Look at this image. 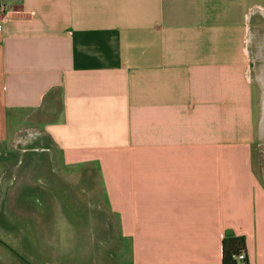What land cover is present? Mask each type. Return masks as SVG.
I'll use <instances>...</instances> for the list:
<instances>
[{
	"label": "crops",
	"instance_id": "crops-1",
	"mask_svg": "<svg viewBox=\"0 0 264 264\" xmlns=\"http://www.w3.org/2000/svg\"><path fill=\"white\" fill-rule=\"evenodd\" d=\"M0 2V143L14 141V166L37 171L34 186L69 194L48 201L64 230L85 232L69 219L84 204L119 264H222L226 235L244 236L248 264H264L251 75L264 0ZM29 120L30 146L17 147ZM38 217L31 228L49 235Z\"/></svg>",
	"mask_w": 264,
	"mask_h": 264
},
{
	"label": "rangeland",
	"instance_id": "rangeland-1",
	"mask_svg": "<svg viewBox=\"0 0 264 264\" xmlns=\"http://www.w3.org/2000/svg\"><path fill=\"white\" fill-rule=\"evenodd\" d=\"M254 50L257 54L252 55L255 65L251 69V75L261 85V101L255 128V139L253 141L255 152L253 153L262 170V180L264 181V54L262 57V51L259 53L257 49ZM34 115L39 119L46 118V115L42 116L37 113H34ZM32 127L33 124L29 120L25 123V127L15 134L18 137H26L23 140L25 142H19L17 147L30 146L31 134L35 132ZM13 142V140H8L0 143V185L5 186L1 187L0 190L7 192L6 200L2 202L0 199V264H5L3 262L6 261L7 257H3L4 252L7 255L10 254L14 260L16 259L17 264H119L117 254L115 255L110 249L112 237L107 234V230L100 228L98 219L92 217L90 206H87L84 211V204H81L80 209L72 204V210H77L78 215L69 213L71 224H75L72 220L78 219L80 216L87 221L85 232L75 230L69 234L68 229H63L62 220H57L51 213L53 211L57 213L56 203L54 205L48 201H55L54 195L67 199L69 194L63 193L60 189L46 187L45 183L38 184L39 188L34 186L32 177L36 178L37 171L27 170L31 166L22 167L21 169L14 166L18 162V156H15L14 152L9 150L14 146ZM36 157L37 155L34 156L35 161ZM23 160H27L28 163L33 161L29 156L23 157ZM45 161L48 163L46 159ZM46 165L40 174L48 172ZM83 183L86 186L91 185V182L87 179ZM70 190L71 193L74 191L75 194H79L80 202L85 203L86 200L88 201V198L81 193L83 190L78 187ZM52 191H54L53 198L50 196ZM101 198L104 200L103 193H101ZM66 208H68V205ZM31 212L39 215L38 222L41 227L50 224L47 226L49 235H42L41 229L36 230L35 226L34 230L31 228ZM47 216L52 219H48ZM37 227L39 229L38 224ZM16 230H19L20 233H25L27 230L29 234L16 237ZM98 230L102 231L95 234ZM69 250L70 253H68ZM122 264L128 263L124 261Z\"/></svg>",
	"mask_w": 264,
	"mask_h": 264
},
{
	"label": "trees",
	"instance_id": "trees-1",
	"mask_svg": "<svg viewBox=\"0 0 264 264\" xmlns=\"http://www.w3.org/2000/svg\"><path fill=\"white\" fill-rule=\"evenodd\" d=\"M222 264H235L236 256L242 252H246L245 237L240 235H226L222 239Z\"/></svg>",
	"mask_w": 264,
	"mask_h": 264
},
{
	"label": "built area",
	"instance_id": "built-area-1",
	"mask_svg": "<svg viewBox=\"0 0 264 264\" xmlns=\"http://www.w3.org/2000/svg\"><path fill=\"white\" fill-rule=\"evenodd\" d=\"M5 5L0 2V12L4 13L5 11ZM1 26V24H0ZM235 264H248V259L245 251L240 252L236 256V263Z\"/></svg>",
	"mask_w": 264,
	"mask_h": 264
},
{
	"label": "bare ground",
	"instance_id": "bare-ground-1",
	"mask_svg": "<svg viewBox=\"0 0 264 264\" xmlns=\"http://www.w3.org/2000/svg\"><path fill=\"white\" fill-rule=\"evenodd\" d=\"M261 44V43H260Z\"/></svg>",
	"mask_w": 264,
	"mask_h": 264
}]
</instances>
